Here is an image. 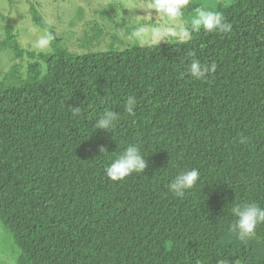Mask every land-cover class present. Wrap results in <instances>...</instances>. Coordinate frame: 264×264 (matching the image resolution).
Here are the masks:
<instances>
[{
  "label": "trees",
  "instance_id": "trees-1",
  "mask_svg": "<svg viewBox=\"0 0 264 264\" xmlns=\"http://www.w3.org/2000/svg\"><path fill=\"white\" fill-rule=\"evenodd\" d=\"M214 10L230 33L83 56L57 41L39 54L46 72L18 64L0 80V220L17 264H264V224L240 240L231 212L264 206V0ZM5 20L0 50L34 58ZM193 57L215 71L195 80ZM106 110L119 115L110 132L95 128ZM131 144L148 168L110 180L105 167ZM193 168L197 185L170 192Z\"/></svg>",
  "mask_w": 264,
  "mask_h": 264
},
{
  "label": "rangeland",
  "instance_id": "rangeland-1",
  "mask_svg": "<svg viewBox=\"0 0 264 264\" xmlns=\"http://www.w3.org/2000/svg\"><path fill=\"white\" fill-rule=\"evenodd\" d=\"M230 1L190 0L182 16L172 21L152 10L151 0H0V42L6 37L5 17H8L20 46L26 53L36 54L34 58L24 54L18 59L13 50H0V80L15 73L18 64L24 74L29 65L36 62H40L46 72L47 64L39 54L51 53L57 41L75 56L120 52L127 48V43L145 47L183 42L179 36L162 35L153 29L175 26L179 31L184 21L191 20L199 8L214 10ZM32 7L36 8L43 24L33 20ZM138 29L143 31L138 32ZM43 37H47L46 45L40 44ZM20 253L0 220V264H17Z\"/></svg>",
  "mask_w": 264,
  "mask_h": 264
},
{
  "label": "clouds",
  "instance_id": "clouds-1",
  "mask_svg": "<svg viewBox=\"0 0 264 264\" xmlns=\"http://www.w3.org/2000/svg\"><path fill=\"white\" fill-rule=\"evenodd\" d=\"M190 5V0H151L149 7L165 18L176 21L182 16L183 9ZM232 24L227 21L223 12L201 7L196 11V15L190 20V24L182 26L177 31L175 26H162L153 31L166 36H179L184 42H188L194 32L201 30L207 33H230ZM138 32L143 29H138ZM48 43L47 37L40 40L41 45ZM216 65L202 63L200 59L193 57L186 68V72L195 80L207 79L208 74L214 72ZM137 105L135 96H129L125 102V110L129 115H134ZM82 105L72 107V114L78 116L81 113ZM119 119L118 113L112 110L104 111L96 121L97 130L104 129L110 132L114 129ZM244 142V138L241 139ZM99 151L109 153L106 146H101ZM148 168L146 159L141 154L140 148L131 144L105 167V175L112 181L123 180L133 173H143ZM201 178L199 169L193 168L178 173L168 185L170 192L178 197H182L188 190L194 188ZM235 223L232 231L238 235L240 240L251 238L255 235L260 224H264V206L256 203H248L243 206L236 205L231 209Z\"/></svg>",
  "mask_w": 264,
  "mask_h": 264
},
{
  "label": "crops",
  "instance_id": "crops-1",
  "mask_svg": "<svg viewBox=\"0 0 264 264\" xmlns=\"http://www.w3.org/2000/svg\"><path fill=\"white\" fill-rule=\"evenodd\" d=\"M189 23H190V20L184 21V26H187ZM178 26H179V25H178ZM178 26H177V27H178ZM181 27H182V25H181Z\"/></svg>",
  "mask_w": 264,
  "mask_h": 264
}]
</instances>
